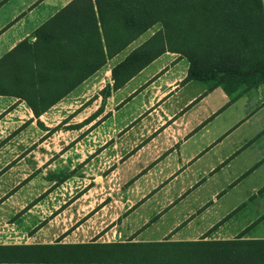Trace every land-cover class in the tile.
<instances>
[{
    "label": "crops",
    "instance_id": "0c3cea01",
    "mask_svg": "<svg viewBox=\"0 0 264 264\" xmlns=\"http://www.w3.org/2000/svg\"><path fill=\"white\" fill-rule=\"evenodd\" d=\"M73 1L0 0V60L24 41L33 42V33ZM138 46L132 42L125 54L107 60V66L122 62ZM188 66L184 57L165 52L115 91L117 99L132 95L128 103L135 108L146 106L148 140L157 148L152 159L162 146L165 164L149 166L139 179L132 175L127 190L134 193L108 215L16 219L14 235L0 237V264H264V214H252V207L264 202L251 199L264 189V182L251 186L245 196L229 195L264 162V153L254 160L242 159L247 140L242 137H235L228 150L220 149L244 122L261 120L264 84L231 100L219 87L185 82ZM103 67L62 99L82 86H92ZM237 101H243V114L235 111L229 115L232 119H220ZM27 112L32 115L29 108ZM144 124L139 123L137 130H144ZM262 131H255L253 141ZM143 152L137 151L139 158H145ZM174 156L206 181L218 180L212 200H187L196 180L176 183L180 166L171 163Z\"/></svg>",
    "mask_w": 264,
    "mask_h": 264
},
{
    "label": "rangeland",
    "instance_id": "374dc122",
    "mask_svg": "<svg viewBox=\"0 0 264 264\" xmlns=\"http://www.w3.org/2000/svg\"><path fill=\"white\" fill-rule=\"evenodd\" d=\"M160 28V25H154L133 42L144 44ZM126 49L128 47L121 52L125 54ZM13 57V61H19V52ZM28 61L37 63V59ZM117 64L114 63L113 67ZM110 68L106 62L102 75L92 80V86L89 84L80 87L74 95L60 100L54 105L55 108H49L38 119L27 112L24 102H14L9 97L0 98V237L4 233L14 235L18 225L16 219L19 218L46 220L53 217H79L83 214L108 215L116 205L121 207L120 203L134 193L127 190L133 182L132 175L139 179L149 166L155 163L165 164L167 155L161 152L162 146L158 148L160 155L152 159L157 148L148 140L146 130L149 124L145 118L147 111L144 110L146 106L136 104L138 109L129 104V100L133 99L132 95H124L120 99L115 97ZM124 76L123 73L119 78L123 79ZM107 84L110 85L109 95L105 105H102L103 110L95 115L101 106V91ZM231 106L220 119H232L233 116L229 115L235 111L243 114V101H237ZM93 115L95 118L86 122ZM262 115L258 124L254 121L244 122L229 135L220 149L228 150L235 137H242L247 138L240 152L242 159L247 161L251 157L254 160L261 152L264 153V114ZM143 121L144 130L138 131L139 123ZM150 127L153 129V123ZM256 130L258 133L263 131L253 141ZM138 150L144 151L145 158L138 157ZM182 162L178 157L171 158L173 166H180L175 172L178 174V185L181 181L189 183V180H196L193 189L185 192L187 200H212L211 194L218 180L206 181V177L196 174L193 166L187 168L188 163L183 165ZM54 174H63L66 179L52 181L48 177ZM220 175L222 174L218 175L219 178ZM263 182L264 162L254 173L244 177L236 191H229V195L245 196L251 186ZM197 183L199 184L196 186ZM251 199L264 202V190ZM106 205L108 209L105 210ZM252 210H255L252 214H264V204L262 207H252Z\"/></svg>",
    "mask_w": 264,
    "mask_h": 264
},
{
    "label": "trees",
    "instance_id": "16d2710c",
    "mask_svg": "<svg viewBox=\"0 0 264 264\" xmlns=\"http://www.w3.org/2000/svg\"><path fill=\"white\" fill-rule=\"evenodd\" d=\"M156 24L161 28L111 69L113 89L165 52L187 60L185 82L219 87L231 100L264 84V0H74L33 33L32 43L0 60V96L24 102L38 119Z\"/></svg>",
    "mask_w": 264,
    "mask_h": 264
}]
</instances>
